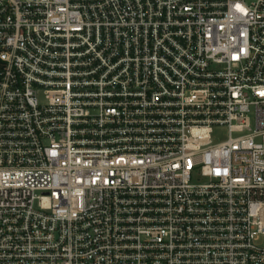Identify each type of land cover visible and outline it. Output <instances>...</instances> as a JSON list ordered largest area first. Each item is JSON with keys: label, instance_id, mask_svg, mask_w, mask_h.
<instances>
[{"label": "built area", "instance_id": "2783aa9c", "mask_svg": "<svg viewBox=\"0 0 264 264\" xmlns=\"http://www.w3.org/2000/svg\"><path fill=\"white\" fill-rule=\"evenodd\" d=\"M0 264H264V0H0Z\"/></svg>", "mask_w": 264, "mask_h": 264}, {"label": "rangeland", "instance_id": "374dc122", "mask_svg": "<svg viewBox=\"0 0 264 264\" xmlns=\"http://www.w3.org/2000/svg\"><path fill=\"white\" fill-rule=\"evenodd\" d=\"M228 138H229V133L227 128H216L215 133L213 135V144L218 145L220 143L227 141ZM261 243H263V241Z\"/></svg>", "mask_w": 264, "mask_h": 264}]
</instances>
